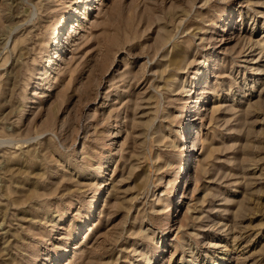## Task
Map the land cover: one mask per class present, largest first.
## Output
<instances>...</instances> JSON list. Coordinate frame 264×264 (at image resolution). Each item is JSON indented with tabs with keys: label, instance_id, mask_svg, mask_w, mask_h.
Instances as JSON below:
<instances>
[{
	"label": "rangeland",
	"instance_id": "1",
	"mask_svg": "<svg viewBox=\"0 0 264 264\" xmlns=\"http://www.w3.org/2000/svg\"><path fill=\"white\" fill-rule=\"evenodd\" d=\"M0 264H264V0H0Z\"/></svg>",
	"mask_w": 264,
	"mask_h": 264
},
{
	"label": "bare ground",
	"instance_id": "2",
	"mask_svg": "<svg viewBox=\"0 0 264 264\" xmlns=\"http://www.w3.org/2000/svg\"><path fill=\"white\" fill-rule=\"evenodd\" d=\"M83 7H85V5L83 6ZM60 38V37H59ZM62 39V38H61ZM58 41H59V39H58ZM58 41H57V43H58Z\"/></svg>",
	"mask_w": 264,
	"mask_h": 264
}]
</instances>
